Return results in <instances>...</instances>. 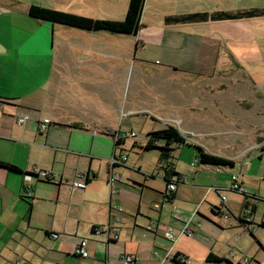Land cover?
<instances>
[{"label": "crops", "instance_id": "0c3cea01", "mask_svg": "<svg viewBox=\"0 0 264 264\" xmlns=\"http://www.w3.org/2000/svg\"><path fill=\"white\" fill-rule=\"evenodd\" d=\"M193 8L183 13L202 11ZM215 11L221 10L211 13ZM175 14L165 10L147 15L143 7L134 35L136 45H151L156 56L166 58L160 63L155 59L151 69L141 67V78L162 86L172 83L176 91L177 77L189 75L200 85L202 78L214 77L221 61L234 58L240 50L235 36L223 30L231 20L165 21ZM28 17L35 20L28 34L9 37L0 33V162L17 168L9 171L0 166V264H123L120 257L125 253L133 256L131 264H263L264 217H257V199L244 190L240 177V190L246 196L239 193L241 198L236 199L222 194L229 190L231 174L236 172L198 164L196 152L186 145L176 149V162L170 153L167 159L158 157L143 164L128 162V138L115 147L113 134L124 131L121 119L127 122L132 116L147 114L174 125L185 143H197L213 154L187 138L192 134H187L179 118L173 121L120 101L119 87L114 101L107 94L113 86L100 90L107 83L117 85L106 68L120 70L125 62L133 69L145 65L142 58L139 63L135 58L132 61L131 44L114 47L116 40L108 37L113 34L106 33L108 41L101 35L89 38L94 32L63 30L65 25ZM241 39L244 35H238L236 42ZM118 44L123 45L120 40ZM23 113L30 119L19 125L16 118ZM43 118L50 123L40 131ZM158 129L152 125L147 133ZM72 140L84 145L73 148ZM145 143L146 138L129 142L143 151ZM185 148L189 151L183 155ZM120 152L127 154L125 165L111 166L113 156ZM219 156L234 167L237 156ZM168 162L171 172L165 168ZM35 168L52 172L50 180L34 175ZM112 175L119 179L110 182ZM176 175L179 182L165 200L166 179ZM79 176L86 186L73 188L71 181ZM219 194L225 196L224 201ZM96 228L116 231L117 238L95 233ZM166 230L171 231V240L164 237ZM82 242L86 257L75 253ZM210 253L227 261L208 260ZM244 258H248L246 263Z\"/></svg>", "mask_w": 264, "mask_h": 264}, {"label": "rangeland", "instance_id": "374dc122", "mask_svg": "<svg viewBox=\"0 0 264 264\" xmlns=\"http://www.w3.org/2000/svg\"><path fill=\"white\" fill-rule=\"evenodd\" d=\"M31 4L91 18L122 20L126 13L128 0H0V33L12 37L13 34L24 35L31 32V23H35V20L30 19L27 14V8ZM194 6L197 10H202L200 13H208L207 21L204 23H212L215 21L209 14L214 9L234 11L264 7V0H144L143 3V7L147 9V15H150V12L157 15L165 10L178 13L175 15L188 14L183 12L193 11ZM258 25L261 26L258 27ZM61 27L63 30L77 33L94 32L95 34H88L89 38L92 35H101L108 41L110 37L116 40L114 47L128 48L125 43L129 42L132 61L135 58L139 63V58H142L146 66L137 64L133 69V66H126L125 62L120 70L119 67L118 69L106 68L107 75L114 78L118 86L115 82L107 83L105 86L101 85L100 90L107 88L108 85L113 86L112 93L106 92L111 96V101H114L119 87L120 101L133 103L137 108H145L147 112L154 110L152 113L173 121L179 118L181 126L187 128V134H192L187 138L190 137L200 142L215 155L237 156L234 167L219 168L226 172L231 169L239 175L243 180L244 190L253 194L257 199V204L260 205L257 217L261 215L264 217V203H262L264 202V147H256L259 143L264 146V16L228 22L226 29L223 28V30H228L235 36L233 39L240 52L236 53L232 59L228 56L226 62L221 61V68L214 77L210 80L202 78L200 85L197 81L190 79L189 75L177 77L176 91L173 84L169 83L171 80L168 81L169 85L162 86L158 82L147 81L146 76L141 78V67L151 69L155 65V59L159 60L156 63H160L166 58L162 55L156 56L151 45H146L144 48L140 44L136 45L137 37L134 34ZM47 32L51 36L50 29ZM106 33L113 35L107 37L109 34ZM238 35H244V39H241L239 43L236 42ZM118 39L122 42V46L118 44ZM142 54L144 57H140ZM127 70L128 79L126 80ZM151 119V116L147 114H137L128 118L127 122L123 121L124 118L121 119L122 121L119 117L116 119L117 124L119 121L122 122L121 128L124 130L122 132L132 130L136 133L133 139H126V152L125 150L124 152L128 154L129 163L143 164L158 160L157 152L143 151L129 144L130 141H144L150 126L163 128L166 123H169ZM79 133L84 135V132L79 131ZM108 140L112 142L111 138ZM83 145L78 140H72L71 143V146L77 149ZM244 149L247 154L242 156ZM175 151H172L169 156L173 162H176L178 158ZM188 151L187 148L183 149V155ZM208 167L207 172L213 173V170H209ZM223 171L220 172L225 173ZM207 174L204 175L207 176ZM222 194L226 197L241 198L239 192L230 189L223 190ZM214 201H219L216 195ZM262 233L264 234V230Z\"/></svg>", "mask_w": 264, "mask_h": 264}, {"label": "trees", "instance_id": "16d2710c", "mask_svg": "<svg viewBox=\"0 0 264 264\" xmlns=\"http://www.w3.org/2000/svg\"><path fill=\"white\" fill-rule=\"evenodd\" d=\"M143 3L144 0H128L126 13L122 20L91 18L34 4L28 6L27 14L35 19L49 21L51 23L61 24L87 31L104 30L111 33L135 34L140 26V17L143 8ZM206 16H208L207 12L171 15L167 16L165 18V21L169 23H188L203 20L206 18ZM209 16L217 20H236L242 18L261 17L264 16V7H251L246 9H237L234 11H215L213 13H210ZM73 126L78 127V124H74ZM114 137L115 134H113V138ZM119 143L121 142L115 141V147ZM181 145H186L196 152V162L198 164L211 165L216 167L233 166V162L229 159L219 155L211 154L197 143H185V139L179 132V130L174 125L169 123H166L165 126L161 129L148 132L146 134V143L144 144L143 149L146 151L156 150L159 153V159H167V155H170L172 151L176 150ZM0 166L6 168L9 171H17V168L11 164L0 162ZM170 166L171 164L170 162H168L165 168L169 170L166 171L171 172ZM166 181L167 184L169 182H174L176 185L179 182V179L177 176L173 177V179H166ZM173 192H171L170 195ZM236 192H239L246 196V193L242 192L241 190ZM212 208L214 210L219 209L216 206H213ZM259 247H261V245H259ZM208 260L227 261V259L218 258L211 253L208 255Z\"/></svg>", "mask_w": 264, "mask_h": 264}, {"label": "built area", "instance_id": "2783aa9c", "mask_svg": "<svg viewBox=\"0 0 264 264\" xmlns=\"http://www.w3.org/2000/svg\"><path fill=\"white\" fill-rule=\"evenodd\" d=\"M30 119V115L28 113H23L17 116L16 118V123L19 125H22L23 123H25L26 121H28ZM50 123V120L48 118H43L40 123H39V130L40 131H44L46 130V128L48 127ZM129 137H135V132L131 131L129 133H122L119 131V133L115 134V141H122L125 138H129ZM120 144V143H119ZM127 161V154L120 152L118 154V156H116V154L113 156L112 160H111V166L114 165H125ZM33 174L36 175L37 177L43 179V180H50L51 176H52V172L49 171H45V170H39V169H34L33 170ZM239 175L236 173H232L231 174V185L229 187L230 190L232 191H239L240 190V181L238 179ZM119 179L118 175H112L110 178V182L112 181H116ZM71 186L73 188L76 189H82L86 186V181L84 180V177L79 176L74 178L71 181ZM166 189L167 192L164 194V199H168L169 195L171 192L175 191V183L174 182H169L166 185ZM114 191V190H112ZM221 200L224 201L225 200V196L221 195ZM155 208H159L158 204L154 205ZM150 228V227H148ZM95 233H106L110 236V238L115 239L117 238V232L116 231H111L109 232V230L107 228H101V229H94ZM164 237L171 240L172 238V233L170 230H166L164 232ZM263 251H264V247H263ZM75 253L82 256V257H86L87 256V252L85 250V242H82L81 244L77 245L75 248ZM178 261L184 262V259L177 256L176 257ZM121 261L123 264H131L134 262V258L131 254L125 253L122 254L120 257ZM248 261V258H244L243 262L246 263Z\"/></svg>", "mask_w": 264, "mask_h": 264}, {"label": "bare ground", "instance_id": "6f19581e", "mask_svg": "<svg viewBox=\"0 0 264 264\" xmlns=\"http://www.w3.org/2000/svg\"><path fill=\"white\" fill-rule=\"evenodd\" d=\"M50 120V119H49ZM175 188H176V186H175ZM220 189H216V192L218 193V191H219ZM240 191V190H239ZM220 195V194H219ZM221 196V195H220ZM221 198V197H220Z\"/></svg>", "mask_w": 264, "mask_h": 264}]
</instances>
